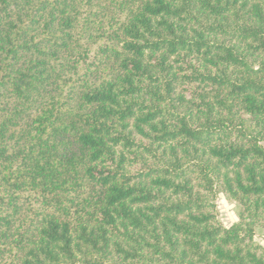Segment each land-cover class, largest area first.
I'll use <instances>...</instances> for the list:
<instances>
[{"label": "trees", "instance_id": "trees-1", "mask_svg": "<svg viewBox=\"0 0 264 264\" xmlns=\"http://www.w3.org/2000/svg\"><path fill=\"white\" fill-rule=\"evenodd\" d=\"M257 227L264 0H0V264H264Z\"/></svg>", "mask_w": 264, "mask_h": 264}, {"label": "rangeland", "instance_id": "rangeland-1", "mask_svg": "<svg viewBox=\"0 0 264 264\" xmlns=\"http://www.w3.org/2000/svg\"><path fill=\"white\" fill-rule=\"evenodd\" d=\"M215 205L218 217L225 226L238 221L239 206L235 202L228 200L223 194H218L215 199ZM254 239L264 247L263 228H256Z\"/></svg>", "mask_w": 264, "mask_h": 264}]
</instances>
